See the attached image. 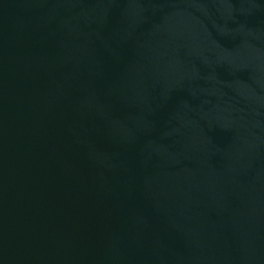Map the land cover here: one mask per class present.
<instances>
[{"label": "water", "instance_id": "1", "mask_svg": "<svg viewBox=\"0 0 264 264\" xmlns=\"http://www.w3.org/2000/svg\"><path fill=\"white\" fill-rule=\"evenodd\" d=\"M0 264H264V0H0Z\"/></svg>", "mask_w": 264, "mask_h": 264}]
</instances>
